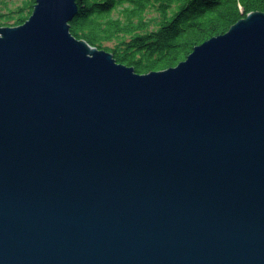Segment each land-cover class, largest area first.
<instances>
[{
    "label": "water",
    "instance_id": "95a60500",
    "mask_svg": "<svg viewBox=\"0 0 264 264\" xmlns=\"http://www.w3.org/2000/svg\"><path fill=\"white\" fill-rule=\"evenodd\" d=\"M77 10L0 26V264H264V12L139 74Z\"/></svg>",
    "mask_w": 264,
    "mask_h": 264
},
{
    "label": "trees",
    "instance_id": "16d2710c",
    "mask_svg": "<svg viewBox=\"0 0 264 264\" xmlns=\"http://www.w3.org/2000/svg\"><path fill=\"white\" fill-rule=\"evenodd\" d=\"M75 1L78 10L69 22L70 32L139 74L176 66L195 46L225 33L248 13L264 12V0ZM34 2L0 7V26L24 23Z\"/></svg>",
    "mask_w": 264,
    "mask_h": 264
},
{
    "label": "rangeland",
    "instance_id": "374dc122",
    "mask_svg": "<svg viewBox=\"0 0 264 264\" xmlns=\"http://www.w3.org/2000/svg\"><path fill=\"white\" fill-rule=\"evenodd\" d=\"M22 0H0V7H5V8H15L16 6H18L19 4H21ZM6 4V5H5ZM116 9L114 12H112V15H117L118 13H116ZM18 26V25H17ZM108 46H111L112 43H107ZM96 47V46H95ZM98 48V47H97ZM100 49H104V48H100Z\"/></svg>",
    "mask_w": 264,
    "mask_h": 264
},
{
    "label": "bare ground",
    "instance_id": "6f19581e",
    "mask_svg": "<svg viewBox=\"0 0 264 264\" xmlns=\"http://www.w3.org/2000/svg\"><path fill=\"white\" fill-rule=\"evenodd\" d=\"M174 67V66H173Z\"/></svg>",
    "mask_w": 264,
    "mask_h": 264
}]
</instances>
